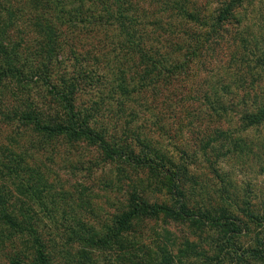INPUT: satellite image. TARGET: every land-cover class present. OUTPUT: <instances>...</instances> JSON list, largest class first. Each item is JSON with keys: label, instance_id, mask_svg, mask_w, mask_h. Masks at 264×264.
<instances>
[{"label": "rangeland", "instance_id": "rangeland-1", "mask_svg": "<svg viewBox=\"0 0 264 264\" xmlns=\"http://www.w3.org/2000/svg\"><path fill=\"white\" fill-rule=\"evenodd\" d=\"M186 1L210 11L223 0ZM131 2L139 13L163 19L161 0ZM238 13L241 26H231L213 51L205 50L206 58L200 57L190 74L166 90H139L127 102L120 98L116 73L121 69L127 78H138L136 60L123 58L107 34L100 31L64 33L61 67L68 73H83L75 109L84 114L91 111L89 128L111 145L115 141L136 154L148 147L177 165L184 154L190 156L192 164L183 191L192 215H197L177 222L162 217L139 221L125 236L126 250L114 244L95 246L93 241L103 236L113 218L127 210L132 192H140L151 203L172 204L160 180L152 179L145 170L135 173L128 161L109 159L97 139L69 142L59 137L43 144L29 129L0 121L2 163L15 167L16 158L22 161L18 178L0 165V190L12 199L16 216L21 206L28 212L24 219L35 224L46 264H136V257H159L163 249L175 256L186 243L211 255L215 247L206 245L208 237L223 235V228L209 224L205 211L215 217L224 207L242 223L247 203L255 211H264V176L260 171L264 130L241 131L237 122L240 111L264 98V68L256 65L264 49V1H247ZM26 29L25 22L18 23L11 38L17 41L20 31L25 33ZM240 37L246 45L242 46ZM239 76H244V87H237L234 81ZM227 85L229 91L223 94V101L235 105L236 112H228L218 121L202 106L200 97L214 88L222 93ZM244 91L249 97L243 107L239 97ZM53 93L42 82L19 84L8 79L0 85V107H31L41 113L43 122L53 124L63 117L64 110ZM217 128L235 132L238 139L245 140L248 151L227 154L232 141L226 136L214 140L213 151L206 149L204 156L203 144L216 139L213 131ZM234 235H240V246L250 247L260 241L264 250V227L247 222L244 232ZM36 252L28 235L13 232L0 221V264H37Z\"/></svg>", "mask_w": 264, "mask_h": 264}, {"label": "trees", "instance_id": "trees-1", "mask_svg": "<svg viewBox=\"0 0 264 264\" xmlns=\"http://www.w3.org/2000/svg\"><path fill=\"white\" fill-rule=\"evenodd\" d=\"M161 1L164 6L163 19L139 13L131 0H0V85L8 79L19 84L42 82L53 90L54 99L64 109L63 117L52 124L43 122L41 113L31 107L24 110H4L0 107V121L10 126L16 124L21 130L29 129L43 144L59 137H64L69 142L97 139L99 148L106 157L114 161H128L135 173L147 171L152 179L160 180L159 185L167 190L172 199L171 205L151 203L140 192H132L127 210L113 218L103 236L93 241L95 246L114 244L119 245L121 250H126L125 236L131 234L134 225L144 219L157 220L162 217L176 222L192 220L197 214L192 215L183 191L192 160L184 154L180 157V165H177L148 147L136 154L131 147L115 141L111 145L93 132L89 128L90 120L93 119L91 111L84 114L75 109V95L80 90L83 73L81 70L68 73L61 67L65 52L64 33L100 31L107 34V40L117 46V50L123 53V58L136 60L134 64L138 69V78H127L121 69L116 73L120 98L127 102L131 94L139 90L142 93L148 89L166 90L190 74L200 57L206 58L207 52L213 51L227 37L231 26H241L238 11L244 3L264 0H223L210 11L190 5L186 0ZM21 22H25L28 31H20L19 39L14 41L10 34ZM25 35L28 36L25 38ZM240 38L242 46L246 45V40ZM256 65L264 68V49ZM234 81L237 87H244V76H239ZM228 89L229 85L223 86V92L220 93L214 88L209 94L203 93L200 97L202 106L218 121L228 112H236L235 105L223 101L222 96L228 95ZM248 97L249 93L246 91L240 95L239 102L243 107L247 105ZM237 122L241 131L259 128L264 130V98L254 100L250 107L240 111ZM213 134L216 139L203 144L204 156L207 155L206 149L213 151L214 140L224 139L226 136L232 141V148L226 150L227 154H244L245 150L248 151L245 140L238 139L235 132L217 128ZM261 146L264 156V141ZM216 150L219 152L218 148ZM15 163V167L12 164L6 165L0 159L1 168L18 178L16 173L22 168V161L16 158ZM260 171L264 176V163ZM29 188L31 189L27 186ZM12 203L10 196L0 190L1 223L15 233L28 235L37 249V264H46L42 245L33 228L35 224L25 221V214L28 212L22 211V206L16 216ZM219 212L215 217L208 211L204 212L209 224L223 228V235L208 237L209 245H206L215 247L211 255L186 243L182 249L177 250L175 256L163 249L159 251V257H150L148 254L145 258L136 257V264H264V250L261 249L260 241L255 242L254 246L243 247L237 240L240 235H234L244 232L247 222L264 227V211H255L247 203L243 209L245 223L228 212L227 208L221 207ZM11 264L17 263L12 261Z\"/></svg>", "mask_w": 264, "mask_h": 264}]
</instances>
